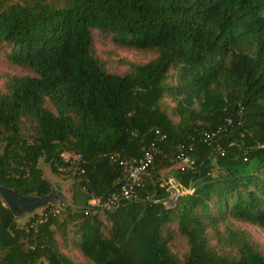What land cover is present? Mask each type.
Wrapping results in <instances>:
<instances>
[{
	"label": "trees",
	"instance_id": "16d2710c",
	"mask_svg": "<svg viewBox=\"0 0 264 264\" xmlns=\"http://www.w3.org/2000/svg\"><path fill=\"white\" fill-rule=\"evenodd\" d=\"M12 1L0 52L25 74L0 78V186L49 195L40 161L74 175L70 207L23 227L0 197V264H264L238 227L264 233V0ZM93 32L151 58L109 72ZM150 147L136 199L87 214Z\"/></svg>",
	"mask_w": 264,
	"mask_h": 264
},
{
	"label": "rangeland",
	"instance_id": "374dc122",
	"mask_svg": "<svg viewBox=\"0 0 264 264\" xmlns=\"http://www.w3.org/2000/svg\"><path fill=\"white\" fill-rule=\"evenodd\" d=\"M22 0H13L12 3H21ZM264 18V15H263ZM92 42H93V50L95 55L99 60H101L106 69L109 72L122 74L127 71V63H147L149 59L151 58L148 54H142L137 52H128L126 50H121L119 48H116L114 43L112 42V37L110 36H104L98 32H93ZM7 48H3V50L0 52V78L3 76H22L25 74L24 71L20 70L19 68H16L12 66L6 57L4 56L5 53H7ZM0 89H2V81L0 79ZM165 103L173 107V105L169 102V99H165ZM176 120V119H175ZM1 150V146H0ZM40 168L44 172V178L52 185L53 191L62 194L68 201L71 197V186L73 183V172L69 175L68 170L64 171L65 173H62L60 175L54 174L49 166L44 163L43 161H40ZM182 194V191H180ZM54 208H58L59 202L54 201L51 203ZM172 205L170 207L173 208ZM42 211V208H37L34 212H20L19 215L16 216L17 224L20 227H23L28 220L32 218L35 214H40ZM239 228L244 229L252 234L254 237V240L260 245V253L264 256V233L260 231L259 229L241 224L238 225ZM175 251L178 254H183L186 249L182 244H176L174 247ZM64 253L76 264L84 263L85 260L81 257L80 254L76 253L75 251H64Z\"/></svg>",
	"mask_w": 264,
	"mask_h": 264
},
{
	"label": "built area",
	"instance_id": "2783aa9c",
	"mask_svg": "<svg viewBox=\"0 0 264 264\" xmlns=\"http://www.w3.org/2000/svg\"><path fill=\"white\" fill-rule=\"evenodd\" d=\"M153 158H154V151L153 148L150 147L146 149V157L142 164L135 167H131L128 170H126L129 184L121 186L118 190H116L114 193L108 196L102 204H100L99 201L96 200L91 201L90 203L91 206L97 207L98 210H94V211L89 210L87 214L94 215L101 209L110 211L114 209L122 201L135 200L136 195L134 193V190L136 187L139 186L141 180L140 178L142 174L145 172L146 168L152 163ZM77 160H80V158H77ZM64 161L66 162L67 160L65 159ZM167 185L169 186L168 188L169 196L165 201V205L166 207L170 208L172 205L174 206L175 201L177 200L178 196L181 195V193H180V188L173 179L169 180L167 182ZM52 213L59 214V210H53Z\"/></svg>",
	"mask_w": 264,
	"mask_h": 264
},
{
	"label": "water",
	"instance_id": "95a60500",
	"mask_svg": "<svg viewBox=\"0 0 264 264\" xmlns=\"http://www.w3.org/2000/svg\"><path fill=\"white\" fill-rule=\"evenodd\" d=\"M0 197L4 200L5 204L15 217L19 215L21 211L29 213L34 212L37 208H44L54 201L59 202L60 207H70L69 201L62 194L55 191H52L49 195L40 198L31 196L23 197L0 186Z\"/></svg>",
	"mask_w": 264,
	"mask_h": 264
}]
</instances>
